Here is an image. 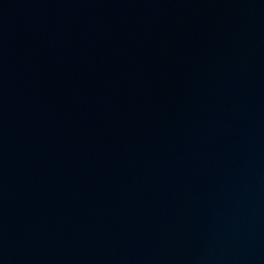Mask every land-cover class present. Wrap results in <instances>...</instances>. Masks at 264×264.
<instances>
[{"label":"water","instance_id":"95a60500","mask_svg":"<svg viewBox=\"0 0 264 264\" xmlns=\"http://www.w3.org/2000/svg\"><path fill=\"white\" fill-rule=\"evenodd\" d=\"M0 264H264V0H0Z\"/></svg>","mask_w":264,"mask_h":264}]
</instances>
